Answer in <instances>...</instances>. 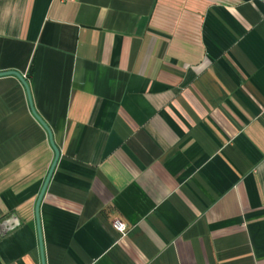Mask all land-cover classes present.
<instances>
[{
    "label": "crops",
    "instance_id": "0c3cea01",
    "mask_svg": "<svg viewBox=\"0 0 264 264\" xmlns=\"http://www.w3.org/2000/svg\"><path fill=\"white\" fill-rule=\"evenodd\" d=\"M6 70L59 153L44 264H264V0H0ZM52 158L0 76V264H40Z\"/></svg>",
    "mask_w": 264,
    "mask_h": 264
},
{
    "label": "water",
    "instance_id": "95a60500",
    "mask_svg": "<svg viewBox=\"0 0 264 264\" xmlns=\"http://www.w3.org/2000/svg\"><path fill=\"white\" fill-rule=\"evenodd\" d=\"M4 75H12L14 77H16L18 79V81L22 84L25 93H26V97H27V101H28V105H29V109L30 112L33 116V118L38 122V124L44 129L46 135H47V139L49 142V145L52 149L53 152V158L51 160V163L49 165V168L47 170V173L43 179V182L41 184V187L39 189V192L37 194L35 203H34V220H35V224H36V234H37V240H38V250H39V255H40V264H44L43 262V257H42V243H41V238H40V229H39V224H38V205L39 202L42 198V195L44 193V190L46 188V185L48 183V180L50 178V175L52 173V170L54 168V165L56 163V160L58 158V149L56 148V146L54 145L53 141H52V137H51V133L48 129V127L45 125V123L40 119V117L35 113L31 101H30V95H29V90H28V86L27 83L25 81V79L23 78V76L16 72V71H12V70H6V71H0V76H4Z\"/></svg>",
    "mask_w": 264,
    "mask_h": 264
},
{
    "label": "built area",
    "instance_id": "2783aa9c",
    "mask_svg": "<svg viewBox=\"0 0 264 264\" xmlns=\"http://www.w3.org/2000/svg\"><path fill=\"white\" fill-rule=\"evenodd\" d=\"M61 1H73V0H61ZM113 226L115 229H117L119 232H121L122 234H124L125 230H126V226L124 223H122L119 219H115L113 221Z\"/></svg>",
    "mask_w": 264,
    "mask_h": 264
}]
</instances>
